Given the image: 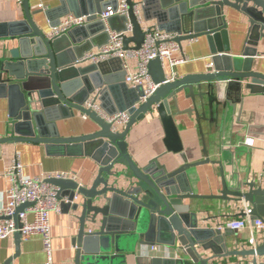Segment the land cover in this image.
<instances>
[{"label":"water","instance_id":"water-1","mask_svg":"<svg viewBox=\"0 0 264 264\" xmlns=\"http://www.w3.org/2000/svg\"><path fill=\"white\" fill-rule=\"evenodd\" d=\"M142 0L140 12L138 4L126 0L127 16L110 17L106 22L96 15L111 8L117 9L118 0H60L56 11L45 14L50 28L59 25L53 22L55 16L69 14L88 17V25L75 27L54 39H48L32 19L23 0L25 18L13 27L9 42L15 41V48L1 46L0 56V96L7 98L9 105V132L0 138V145L30 143L43 146L50 157H89L98 165L97 174L89 187H82L71 179L46 180L62 195L74 201L71 206L77 213L79 230L74 238L77 248L75 264H122L125 258L123 244L126 242L151 247L155 244L179 248L193 264H214V261L235 257L246 264H264V240L257 241L255 248L225 252L222 255L202 256L198 247L205 252L208 239L222 245L219 233L200 228L197 215L189 206H182L185 200L214 199L237 206L241 203L251 207L250 220L264 223V189L252 182H241L233 174V186L227 187L223 170L221 191L218 196L194 195L187 183V171L210 162L203 147L204 159L188 163L183 153L179 135L173 121L170 102L176 112L177 95L186 92L185 98L200 101V107L208 105L226 106L225 93L235 87L253 89L264 87V75L251 71L249 62L243 58L262 56L258 51L259 41L264 39V0H165L161 10L158 4L148 5ZM155 8L154 19L159 30L176 35L174 43L182 49L181 43L213 35L226 29L227 10L236 11L247 19L248 40L252 50H244L240 56H214L210 72L200 75L188 74L181 78L169 77L158 58L148 62L147 71L151 82L157 87L153 94L142 102L143 87L134 89L124 83L126 72L122 71L121 60L113 58L106 62L87 64L80 60L93 49H101L109 42L110 31L124 33L123 51H139L145 36L142 23L149 21L148 11ZM137 9V10H136ZM170 15L175 24L165 26L164 17ZM130 30H125L126 24ZM3 26H0V28ZM245 84V85H244ZM206 85V90H204ZM196 87L197 94H194ZM120 94L128 100L122 102ZM91 98V99H90ZM205 98V99H203ZM92 101L106 116L126 113L128 123L120 130L101 118L95 110L86 108ZM114 102H112V101ZM98 103V104H97ZM84 115L94 129L77 137L60 135L57 123L73 116ZM200 122L196 108L188 109ZM165 135V153L179 155L182 165L172 172L158 163L157 159L145 167H139L127 154V138L130 129L145 117L153 116ZM239 125L237 122L234 126ZM79 198V200L77 199ZM28 204L16 209L14 220ZM239 213L237 217H242ZM226 233H231L227 231ZM16 251H19L20 234L15 233ZM114 253V255H112ZM7 260L4 264H12ZM249 262V263H248Z\"/></svg>","mask_w":264,"mask_h":264},{"label":"crops","instance_id":"crops-1","mask_svg":"<svg viewBox=\"0 0 264 264\" xmlns=\"http://www.w3.org/2000/svg\"><path fill=\"white\" fill-rule=\"evenodd\" d=\"M162 1L165 0H148V5L151 7L153 4H158L160 9L164 10ZM22 2L23 0H0V26H3L0 28V48L5 43L9 48L17 46L15 41L9 42L10 38L5 36H10L11 30L14 29L8 25L21 23L24 20ZM133 2L138 4L137 9L142 16L140 12L142 0H133ZM27 5L30 14L33 15L32 19L41 27L42 32L48 34L52 28H50V22L48 23L46 20L45 14L56 11L60 7V0H27ZM146 11H148L147 15L150 19L142 25L158 29L153 17L156 12L155 8ZM59 16H55L53 22H61L64 18L75 15ZM164 19L165 26L175 24L170 15H166ZM225 19V30L181 43L182 49L179 48L174 56L181 57L182 55L187 58V61L176 67L173 74L167 71L169 77L173 78L175 75L181 78L188 74L207 73L213 70L211 59L214 56L229 55L235 58L240 56L244 50H252V46L246 44L248 40L247 19L234 10H227ZM167 33L176 36L171 32ZM97 50L93 49V51ZM258 51L263 53L262 56H253L242 60L249 62V69L252 72L256 71L264 75V39L259 41ZM127 65L129 66L128 73H133L135 71L134 62L128 60ZM204 88V90L207 89L206 85ZM194 94H197L196 87ZM185 95V91L177 95L178 112L175 111L172 102H170V108L187 162H201L204 159L202 149L205 147L208 160L218 162L221 166L219 168L217 165L207 163L188 169L187 183L192 193L201 198L218 196L222 189V170L227 187L230 189L233 186L234 173L239 181L252 182L255 186L264 189V87L256 85L249 90L244 86L235 87L225 93V107L214 105L211 109L208 105L200 107L199 99L195 97L193 102L191 99H186ZM120 98L123 103L128 100L125 94H120ZM192 108H196L198 115L202 116L200 122H197L193 113L191 115L186 113L188 109ZM9 114L7 98L0 96V138L5 137L9 132L8 125L11 122ZM236 122L239 125L234 126ZM57 127L63 137H77L88 134L94 129V125L88 119L82 118L79 113H74L70 118L59 121ZM120 129L122 127L118 126V130ZM128 136L127 154L139 167H145L154 159H157L158 163L165 166L166 171L169 172L182 165L179 155L165 153L163 144L165 135L155 114L148 115L143 121L135 124L130 129ZM246 140L249 141L248 144L245 143ZM15 159L21 163L24 177L43 179L47 175L63 172L69 174L71 179L82 187H89L96 177L98 168V165L86 156L50 157L45 154L43 146L30 143L0 145V207L5 206L10 187L5 171ZM63 197L67 196L62 195L61 198ZM77 199L79 200V198ZM182 206H189L190 211L196 213L200 228L211 229L219 233L218 237L222 245H217L214 240L208 239L207 246L210 248L205 252L200 247L197 248L203 257L212 256L213 251L222 255L225 252L240 251L242 248L248 249L247 242L250 240V234L247 231L226 233L227 230L221 232L217 230V226L222 221L228 218H238L237 215L243 207L242 204L234 206L223 201L203 198L185 200L182 202ZM76 216L77 213L73 212L67 203H62L61 213L50 214L52 264H75L77 248L74 238L79 230ZM19 245L17 252L14 235L7 239H0V264H4L10 259H12V264H45L43 245L38 237H32L26 242L20 241ZM179 247L178 243L174 247L162 244L143 247L139 244L126 242L122 246L125 258L121 263L193 264ZM240 260L241 258L230 257L214 261V264H238ZM100 264H111V261L105 260Z\"/></svg>","mask_w":264,"mask_h":264},{"label":"built area","instance_id":"built-area-1","mask_svg":"<svg viewBox=\"0 0 264 264\" xmlns=\"http://www.w3.org/2000/svg\"><path fill=\"white\" fill-rule=\"evenodd\" d=\"M135 12L136 15H139L138 11ZM96 16L103 22H106L113 16H127L126 0H118V6L115 12L109 8ZM87 23L88 17L86 16H68L56 28L51 29L46 34V37L48 39L57 38L75 27H81ZM125 30H130L129 23L126 24ZM123 35L124 33L122 32L110 31L108 44L97 51L84 55L80 62L93 65L109 61L113 58L120 59L122 71L126 72L124 83L134 89L143 87V94L140 100L146 102L147 98L157 88L150 80L147 71L148 62L158 58L161 64H163V68L173 74L175 68L185 63L187 58L182 55L181 57L174 56V53L179 49V46L174 43L176 36L165 31H160L156 27L145 29L144 40L139 51H123ZM128 60L134 62L135 71L133 73H128ZM85 107L95 110L101 118L110 124L113 123L117 129L118 126L123 128L130 119L125 113L108 117L99 107L93 106L90 100L85 103ZM81 117L86 119L84 115H81ZM245 143L248 144L249 141L246 140ZM22 171L23 168L18 159L13 160L5 171L10 187L7 193V202L4 207H0V239H7L15 233L20 234V241L22 242H26L32 237H38L43 245L45 264H52V245L50 244L51 227L49 225L50 214L53 212L61 213L62 203L72 205L76 199L74 201H70L68 197L60 198L61 200L58 199L57 188L47 183L46 180L51 178L58 180L71 179V176L67 173L60 172V174L56 175H47L43 179L27 178L24 177ZM26 204L28 206L23 212L18 214V223L20 225V228H18L13 217L16 209ZM241 204L243 207L239 210V213H242L243 216L239 218H228L222 221L217 226V230L219 232L227 230L233 233L247 231L250 234V240L247 242L248 248H255L257 241L264 240V223L259 219L251 221V207L248 204ZM238 264H246V261L241 259ZM256 264H260L259 261Z\"/></svg>","mask_w":264,"mask_h":264}]
</instances>
